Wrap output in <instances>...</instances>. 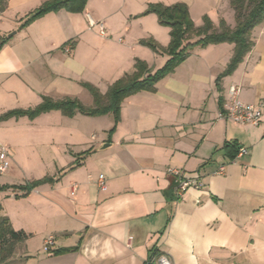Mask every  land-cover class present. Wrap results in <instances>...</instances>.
Returning a JSON list of instances; mask_svg holds the SVG:
<instances>
[{"label": "crops", "instance_id": "1", "mask_svg": "<svg viewBox=\"0 0 264 264\" xmlns=\"http://www.w3.org/2000/svg\"><path fill=\"white\" fill-rule=\"evenodd\" d=\"M46 1L9 0L0 12V42L6 40L0 51V117L33 110L43 98L75 100L91 109L88 86L106 95L135 72L137 60L155 73L169 59L141 44L153 40L166 49L171 40L155 14L141 16L146 0L131 1L142 4L128 12L136 15L133 22L127 16L117 21L123 7L89 0L82 13L60 10L24 26ZM194 2L162 4H186L196 27L207 16L215 28L221 20L235 28L228 0H196L203 6L197 16ZM91 21H104L106 35L91 28ZM252 37V50L229 74L232 43L193 48L155 91L123 101L116 126L112 114L69 117L60 110L1 122L0 147L11 148L14 158L0 186L47 180L24 198H16L23 194L19 189L4 193L2 217L28 235L10 260L148 264L166 255L173 264H264V123L236 124L220 116L232 86L245 104L264 100V22ZM241 148L248 154L233 161ZM221 166L225 173L216 175ZM168 169L201 178L204 188H191L177 200L178 181ZM101 175L106 190L99 187ZM50 236L54 246L45 251Z\"/></svg>", "mask_w": 264, "mask_h": 264}, {"label": "trees", "instance_id": "2", "mask_svg": "<svg viewBox=\"0 0 264 264\" xmlns=\"http://www.w3.org/2000/svg\"><path fill=\"white\" fill-rule=\"evenodd\" d=\"M8 1L0 0V12L6 9ZM88 2L89 0H48L28 15L24 26L31 24L48 13L60 10H66L71 13H82L85 11ZM229 3L234 11L235 28L231 29L227 27L224 20H221L218 30L207 16L203 18V25L196 27L186 4L176 3L171 6L161 3L149 4L141 16L155 14L160 25L170 29L171 40L166 49L160 47L153 40L141 41L142 45L149 47L155 53H165L168 55L169 59L161 69L155 73H151L145 62L137 60L135 72L117 80L110 87L106 95H101L94 87L88 86L95 101V106L91 109L84 108L75 100L67 99L55 102L50 98H43L42 103L33 110H19L6 113L0 117V123L13 116H28L30 119H34L40 114L52 110H60L69 117L74 116L77 112L88 116L112 114L116 126L120 120L121 105L127 97L141 91H155V85L165 76L172 73L177 66L189 57L190 51L198 46L204 48L214 44L232 43L234 45V55L226 70V74L231 73L253 48V30L264 22V0H229ZM5 43L6 40L0 42V51ZM223 107L221 105V111H223ZM225 148L227 151H231L233 145L227 144ZM46 181V179L34 181L20 186H0V192L7 191L8 189H19L23 191V194L16 196V198H24ZM27 238L28 235L24 231H15L12 228L9 219L6 217L0 218V264L9 259L13 254L15 246ZM61 252L58 251L56 253ZM153 263V261H150L148 264Z\"/></svg>", "mask_w": 264, "mask_h": 264}, {"label": "built area", "instance_id": "3", "mask_svg": "<svg viewBox=\"0 0 264 264\" xmlns=\"http://www.w3.org/2000/svg\"><path fill=\"white\" fill-rule=\"evenodd\" d=\"M91 28L97 27L99 33L102 36L106 35V28L103 22H90ZM72 47L68 44L65 48L67 53H70ZM240 89L232 86L229 89V100L224 105L223 111H221L220 116L228 121L234 122L236 124H248L251 126H260L264 123V100L256 104H245L239 99ZM248 154V150L241 148L238 150L236 159L242 158ZM14 158V152L11 148L7 146L0 147V175L6 174L12 167ZM225 166H221L216 172V175H222L225 173ZM168 175L174 177L178 181V185L175 188V196L177 200H182L186 192L191 189L202 190L204 188V183L201 178H191L184 176L182 170L179 169H168ZM99 187L102 190L107 189L105 178L103 175L99 178ZM76 187H73L72 194H75ZM54 246V237L50 236L45 240L44 249L45 251H51ZM153 264H173L168 256H159Z\"/></svg>", "mask_w": 264, "mask_h": 264}, {"label": "rangeland", "instance_id": "4", "mask_svg": "<svg viewBox=\"0 0 264 264\" xmlns=\"http://www.w3.org/2000/svg\"><path fill=\"white\" fill-rule=\"evenodd\" d=\"M106 2V1H108V2H111L112 3V5L114 6V7H118V9H120V7H123L124 9L123 10H119L118 12H117V21L118 22H120L122 19H123V17H125V16H127V14H128V12H131V13H136V12H138V10H140L141 9V7H142V4L141 3H139V1H137V3H132L131 1L132 0H99L98 1V4L100 5V3L101 2ZM146 1H148V3L146 2V4H145V6L144 7H147L148 8V5H149V3H169V2H173L174 0H146ZM228 4H229V6L231 7V5H230V3H229V0H228ZM113 7V8H114ZM200 7H201V9H203V6L201 5V3L200 2H198V3H196V0H195V2H194V4H193V8H192V12H193V15L194 16H197V15H199L200 14V11H201V9H200ZM211 6H207V8H206V10L207 11H209L208 9H211L210 8ZM232 8V7H231ZM143 9V8H142ZM135 16L136 15H128L127 16V18L129 19V21H131V22H133V20H134V18H135ZM104 22V21H103ZM221 22V21H220ZM220 22H219V25H217V30L219 29V27H220ZM225 22V21H224ZM226 23V22H225ZM226 26L227 27H229L227 24H226ZM229 28H231V27H229ZM106 30H107V28H106ZM1 176H3V175H1ZM1 180H2V177L0 178ZM6 191H3V192H0V218H2V216H4V214H3V212L1 211L3 208V206H4V204L2 203V200H5V198L7 197L4 193H5ZM10 200H11V198H10ZM6 204V203H5ZM10 258L9 259H7L6 261H4L3 263H1V264H10V263H12V264H17V261L16 260H10Z\"/></svg>", "mask_w": 264, "mask_h": 264}, {"label": "water", "instance_id": "5", "mask_svg": "<svg viewBox=\"0 0 264 264\" xmlns=\"http://www.w3.org/2000/svg\"><path fill=\"white\" fill-rule=\"evenodd\" d=\"M11 35H13V34H11ZM9 37H11V36H9ZM106 147H108V145H106L104 148H106ZM174 178V177H173ZM175 179V178H174ZM176 182H177V180H176Z\"/></svg>", "mask_w": 264, "mask_h": 264}]
</instances>
